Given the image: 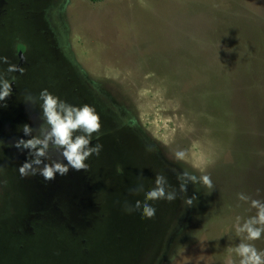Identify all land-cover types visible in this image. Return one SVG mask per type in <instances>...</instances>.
Returning <instances> with one entry per match:
<instances>
[{
	"label": "rangeland",
	"instance_id": "rangeland-1",
	"mask_svg": "<svg viewBox=\"0 0 264 264\" xmlns=\"http://www.w3.org/2000/svg\"><path fill=\"white\" fill-rule=\"evenodd\" d=\"M51 7L12 4L0 23V56L25 69L0 62L16 78L14 98L0 101V264H239L237 217L256 210L237 193L264 200V0ZM43 89L100 115L91 146L103 147L88 170L53 181L19 174L26 159L10 145L31 138L22 125L43 122L39 103L24 102ZM185 170L214 186L189 182L192 207L179 192ZM157 173L177 199L150 201L153 219L125 213V201L144 200L130 189L150 190ZM252 243L264 251V234Z\"/></svg>",
	"mask_w": 264,
	"mask_h": 264
},
{
	"label": "clouds",
	"instance_id": "clouds-1",
	"mask_svg": "<svg viewBox=\"0 0 264 264\" xmlns=\"http://www.w3.org/2000/svg\"><path fill=\"white\" fill-rule=\"evenodd\" d=\"M0 62L8 64L7 73L24 74L25 72L23 67L9 63L6 56H0ZM15 79L12 77L13 81ZM12 92V82L6 78L5 72L0 71V101H6ZM24 102L32 105L39 103L42 110L40 119L43 122L35 129L28 124L22 125L24 136L31 138H19L10 145L21 151L27 150L28 158L19 167L21 177L40 175L45 181H53L57 174L66 176L70 169L77 172L88 170L89 165L85 161L93 154L99 156L103 147L99 143L91 146L93 134L101 129V118L96 109L89 104L72 105L47 89L41 90L38 96L30 93L25 95ZM0 107H7V104L4 103ZM3 145L4 142L0 140V147ZM51 152L59 153L67 163L51 159ZM175 156L179 160L183 158L184 153L176 152ZM177 180L179 192L185 194L183 203L187 207L194 206V202L198 200L195 194L191 198L186 196L189 182L194 185L201 184L209 189L214 187L209 175L197 176L187 170L178 174ZM130 192L132 195L143 192L144 200H137L134 206L125 201L123 211L127 214L140 212L142 219H153L156 215L157 210L149 203L150 201L173 202L178 196L177 190L160 173L156 174L154 187L150 190L145 191L141 183L136 188L130 189ZM237 199L244 203L250 202V207L256 210V214L243 220L242 223L241 218L237 217L235 232L242 239L232 252L239 257V264H264V251L258 250L252 243L264 234V200L254 199L244 192L237 193ZM229 264L235 262L229 261Z\"/></svg>",
	"mask_w": 264,
	"mask_h": 264
},
{
	"label": "flooded vegetation",
	"instance_id": "flooded-vegetation-1",
	"mask_svg": "<svg viewBox=\"0 0 264 264\" xmlns=\"http://www.w3.org/2000/svg\"><path fill=\"white\" fill-rule=\"evenodd\" d=\"M44 4L45 6H47V8H52L51 6L53 5V0H0V22L1 25L4 24V20L7 18V11H8V7H10V5L14 4L15 8H24V4H26V6L30 5V4ZM19 44H17L15 47L17 49V46ZM18 53V51H17ZM19 54V53H18ZM20 62L17 64L18 66H21L23 65L24 61L23 59H20L19 60ZM23 61V62H22ZM18 73V72H17ZM12 82V85H14V81L11 80ZM8 98H14L13 95H11L10 97ZM35 115V114H34ZM33 115V116H34ZM28 157V154H27V150H23L19 155H18V160L21 159V160H25L27 159ZM54 156H52L51 158H53ZM48 162V161H46Z\"/></svg>",
	"mask_w": 264,
	"mask_h": 264
},
{
	"label": "water",
	"instance_id": "water-1",
	"mask_svg": "<svg viewBox=\"0 0 264 264\" xmlns=\"http://www.w3.org/2000/svg\"><path fill=\"white\" fill-rule=\"evenodd\" d=\"M19 56H20V58H22V56H23V54H22V52H21V51L19 52Z\"/></svg>",
	"mask_w": 264,
	"mask_h": 264
},
{
	"label": "trees",
	"instance_id": "trees-1",
	"mask_svg": "<svg viewBox=\"0 0 264 264\" xmlns=\"http://www.w3.org/2000/svg\"><path fill=\"white\" fill-rule=\"evenodd\" d=\"M91 1H98V0H91Z\"/></svg>",
	"mask_w": 264,
	"mask_h": 264
}]
</instances>
